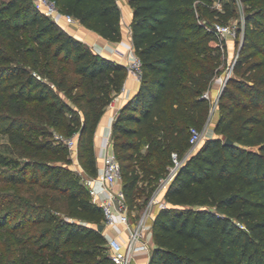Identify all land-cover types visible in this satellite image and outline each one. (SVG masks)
<instances>
[{
	"label": "trees",
	"instance_id": "trees-1",
	"mask_svg": "<svg viewBox=\"0 0 264 264\" xmlns=\"http://www.w3.org/2000/svg\"><path fill=\"white\" fill-rule=\"evenodd\" d=\"M50 1L108 41L122 40L119 0ZM244 2L245 25L236 37L242 39L241 50L235 76L221 91L215 110L216 136H207L186 158L165 191L167 205L154 219L149 264H264V0ZM129 5L141 80L114 120L112 142L132 213L149 202L172 164V154L186 156L192 147L191 128L205 130L212 106L204 94L223 63L216 54L220 47L212 45L216 24L227 25L235 8L223 0H129ZM21 45L27 46L26 55L15 58ZM56 60L74 68L79 78L74 88L59 78L50 83L24 64L50 66ZM127 75L124 64L61 28L34 0L0 4V97L34 107L28 117L0 112V127L26 144L23 161L0 153V165L15 171L12 179L20 188L9 212L12 231L33 229L14 239V245L32 253L52 250L61 255L59 264H114L108 237L98 228L104 224L102 207L93 201L83 176L69 167L67 153L49 150L50 133L41 124L52 125L57 117L69 126V137L78 135L79 163L86 175L96 176V129ZM55 87L83 107L82 118L67 123V105ZM75 88L83 90L75 95ZM42 130L40 141L35 133ZM146 180L153 186L142 196L139 185ZM26 252L15 258L14 250L5 264H33ZM39 257L50 264L51 258Z\"/></svg>",
	"mask_w": 264,
	"mask_h": 264
},
{
	"label": "rangeland",
	"instance_id": "rangeland-1",
	"mask_svg": "<svg viewBox=\"0 0 264 264\" xmlns=\"http://www.w3.org/2000/svg\"><path fill=\"white\" fill-rule=\"evenodd\" d=\"M4 1L6 0H0V4ZM223 2H231L235 8L234 18L228 24L232 26H236L238 29L243 28V26L245 25V18L248 10V6L244 2V0H223ZM218 6L221 7V4H219ZM74 25L75 24H72L71 26H61V28L71 33V30L73 29ZM123 28L125 30V33L129 31V25L126 22L123 24ZM2 34L7 37L10 36L8 33L6 32L4 33L3 31ZM19 35L21 36L22 40L25 41V34L19 33ZM10 38L12 39V37ZM239 40L240 43L238 42ZM241 40H242L241 37L240 39L229 37L225 41L224 48H220V50L217 51L216 54L220 55V58L223 62L221 64L222 72L220 73V75L224 74L226 70L230 67L233 68L232 75L235 76L234 67L239 58ZM228 44H231L232 46L230 53H228L227 51ZM212 45H214V43ZM18 48H21L22 51H19V53H17L15 58L23 59L26 55L25 51L27 50V46L21 45ZM32 58L34 59L33 55ZM24 64L34 74H37L39 77H42L43 79L47 80L50 83H52V80L54 78H59L64 80L67 84V88H74V86H76L79 83L78 82L79 78L75 74L74 68L72 66L64 64L61 60L54 61L50 66H46L45 64L34 66L33 63H29V62H26ZM40 70L41 72L44 70L46 73L53 72V75L52 77L51 76L48 77L47 74L40 73ZM84 86L89 90L90 88L91 89L94 88L93 85L90 84H85ZM55 90L67 105V108L64 111L67 123L69 124L72 117L82 118L83 107L79 103L75 102L72 99V97L68 95L66 90H62L61 88H56V87ZM82 90L83 88H75L73 94L77 95L81 93ZM33 110L34 107L32 105L25 103L21 99L15 101H9L5 98L0 97V112L14 111L21 116L28 117L29 113H32ZM215 124H216L215 112H211L210 110L209 119L206 125L213 128ZM41 126L47 129L50 133L47 136V140L51 142L49 150L53 148H59V149L62 148V150H64L67 153L68 158L71 159V162L69 163V167L76 173L79 172L81 168L79 166L80 163L78 159H76V154L70 150L69 146L65 142L66 139L70 138L69 126L67 125L65 126L64 124H61L60 119L57 117L55 118V121L53 122L52 125L48 124L47 122H43ZM203 132H204V139H203L204 141L208 134L207 131L205 132V130ZM44 134H45V130L36 132L35 133L36 139L42 141L44 139ZM25 148H26V144L23 142L21 137L15 136L14 134H10L7 132L6 128L0 127V153L5 155L9 159H18L23 161L26 159L25 156H27L25 153ZM161 161L163 165L164 164L166 165L168 163V161L164 157H162ZM14 176H15V171L12 168H10L9 166L0 165V264H5L10 258H12L13 256L12 253L14 250H16V255L14 256L15 258H17L21 254H24V252H26L24 251V247H22L19 244L14 245L12 242L14 239H18L20 237L25 238L28 234H30L33 231V229L30 228H28L27 230H19L17 232L12 231L14 222L12 221L9 212L12 210L13 207H15L16 201L14 200V196L17 195L16 193L20 189L19 186L16 185L12 179ZM152 186L153 184L149 180L141 181L139 185V194L145 196L146 194H148V190L151 189ZM36 251L37 252L35 253L28 251L26 252L28 254L27 260L29 262L33 264H47L44 258L39 257V255L42 253L46 256L47 259L51 258L50 264H59L58 260L59 258H61V255L59 253L54 254L52 250H47V249H36ZM78 258L80 257L78 256L75 257V260H79Z\"/></svg>",
	"mask_w": 264,
	"mask_h": 264
},
{
	"label": "built area",
	"instance_id": "built-area-1",
	"mask_svg": "<svg viewBox=\"0 0 264 264\" xmlns=\"http://www.w3.org/2000/svg\"><path fill=\"white\" fill-rule=\"evenodd\" d=\"M38 10L52 18L60 26L76 24L78 21L71 15H64L59 12L55 4L50 0H34ZM238 28L232 25L216 24L217 39L214 41V45L224 48L225 41L229 37L236 38L238 36ZM127 63L125 66L129 73L135 75L136 79L141 80V61L136 55L134 48L130 47L127 50ZM233 74V68H228L226 72L219 75V87L220 93L226 86L228 80ZM204 97L211 101V112H215L220 94L217 99H212L210 90L205 92ZM116 98L110 103L111 107L115 106ZM204 139V132L195 128H191L190 142L192 147L188 150L185 157H180L177 152L172 154V164L168 168L167 174L160 180L156 190L151 197L150 205H157L159 209L166 207L165 200L160 198L164 193L178 170L182 167L186 158L193 153ZM70 150L76 154L78 151V135H74L65 140ZM111 142V141H110ZM113 145V142H111ZM80 166L79 173L83 176V182L90 191L93 199H97L99 192L95 189L96 183L102 185V191L106 194V197L102 200L100 206L104 212V234L106 235V229L114 227L118 224L124 225L128 230V237L124 241L119 237H112L108 239L109 256L114 264H131L133 256L137 251L152 252L154 246L149 242H146V215L141 219L138 225L133 226L131 223V213L126 194L122 188V166L121 162L115 153L114 149L107 152L103 157L102 166L99 169V173L96 176L86 175L82 166ZM149 214V213H147Z\"/></svg>",
	"mask_w": 264,
	"mask_h": 264
},
{
	"label": "crops",
	"instance_id": "crops-1",
	"mask_svg": "<svg viewBox=\"0 0 264 264\" xmlns=\"http://www.w3.org/2000/svg\"><path fill=\"white\" fill-rule=\"evenodd\" d=\"M119 3L123 14L122 24L126 22L129 25V31L126 33L124 28L122 27L123 38L120 42L112 43L108 41L101 35L85 27L79 21L74 25L70 34L88 44L94 51L125 65L127 63V50L130 47H133L131 27L133 20V10L129 5V0H119ZM231 48V44H228V53L231 52ZM218 77L219 75L215 77L211 83L210 94L212 99H217L220 94ZM139 84L140 82L136 79L135 75L128 72L122 90L118 95L114 97V99L116 98L115 106L111 107L109 105L100 118L95 134V153L99 169L102 166V161L105 154L114 149L113 145H111L114 120L116 119L121 107L137 92ZM214 128L215 126L212 128L206 125L205 132L207 131V136H216ZM102 188L103 187L100 183H96L95 189L99 192V195L97 196V199H93V201L98 205H100L102 200L106 197V194L102 191ZM160 198L162 200H165V192L161 194ZM150 203L151 199L142 210H134L131 213V223L133 226L138 225L141 219L146 215L145 240L146 242H149L150 244L155 246L153 224L155 216L160 209L157 205L151 206ZM106 236L108 237V239L112 237H119L125 241L128 237V230H126L124 225L118 224L114 227L106 229ZM151 254L152 252L150 253L147 251H137L133 256L131 264H149Z\"/></svg>",
	"mask_w": 264,
	"mask_h": 264
},
{
	"label": "water",
	"instance_id": "water-1",
	"mask_svg": "<svg viewBox=\"0 0 264 264\" xmlns=\"http://www.w3.org/2000/svg\"><path fill=\"white\" fill-rule=\"evenodd\" d=\"M240 50H241V48H240ZM226 142L229 143V144L233 143L230 139H227ZM98 228H99L100 231H103L105 229V224L99 225Z\"/></svg>",
	"mask_w": 264,
	"mask_h": 264
}]
</instances>
